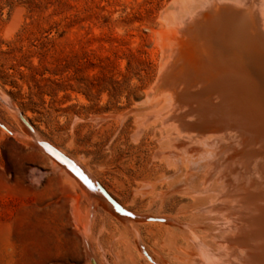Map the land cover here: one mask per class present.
I'll list each match as a JSON object with an SVG mask.
<instances>
[{"label":"rangeland","instance_id":"374dc122","mask_svg":"<svg viewBox=\"0 0 264 264\" xmlns=\"http://www.w3.org/2000/svg\"><path fill=\"white\" fill-rule=\"evenodd\" d=\"M183 2L0 0V264H92L86 251L102 264H145L136 225L144 245L175 263L177 224L120 220L98 207L8 103L35 135L81 157L121 206L189 218L182 204L191 198L166 190L170 167L153 154L160 123L137 132L138 112L128 111L158 76L156 31Z\"/></svg>","mask_w":264,"mask_h":264},{"label":"bare ground","instance_id":"6f19581e","mask_svg":"<svg viewBox=\"0 0 264 264\" xmlns=\"http://www.w3.org/2000/svg\"><path fill=\"white\" fill-rule=\"evenodd\" d=\"M175 12L156 31L158 76L128 111L138 112L137 132L160 123L153 154L170 167L162 173L166 190L191 198L182 204L189 218L119 214L98 190L86 188L48 155L117 219L163 217L167 227L177 224L178 233L169 231L174 264H264V0H184ZM8 104L30 139L46 140ZM54 146L98 181L81 157ZM139 231L136 225L137 245L148 259L136 249L145 264H173L144 245ZM86 255L102 264L94 253Z\"/></svg>","mask_w":264,"mask_h":264},{"label":"water","instance_id":"95a60500","mask_svg":"<svg viewBox=\"0 0 264 264\" xmlns=\"http://www.w3.org/2000/svg\"><path fill=\"white\" fill-rule=\"evenodd\" d=\"M21 121L26 125V127L30 131H34L33 125L29 120L25 119L21 112L18 113ZM36 143L44 149V151L49 154L53 159L64 165L75 177L81 181L84 186L90 190H98L113 206L114 210H116L119 214L133 216V213L123 206H121L97 180H92V178L87 174L83 168L76 163L72 158L65 155L62 151H60L56 146L51 144L49 141L44 139H35ZM147 220H155V221H164L163 217H147ZM86 242V241H85ZM87 244V242H86ZM90 261L92 264H96L94 258L91 257Z\"/></svg>","mask_w":264,"mask_h":264}]
</instances>
